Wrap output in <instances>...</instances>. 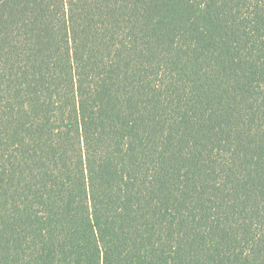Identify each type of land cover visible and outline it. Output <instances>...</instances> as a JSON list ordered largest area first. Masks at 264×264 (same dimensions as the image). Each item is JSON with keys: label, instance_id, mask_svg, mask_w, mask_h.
Returning <instances> with one entry per match:
<instances>
[{"label": "trees", "instance_id": "16d2710c", "mask_svg": "<svg viewBox=\"0 0 264 264\" xmlns=\"http://www.w3.org/2000/svg\"><path fill=\"white\" fill-rule=\"evenodd\" d=\"M0 264H264V0H0Z\"/></svg>", "mask_w": 264, "mask_h": 264}]
</instances>
